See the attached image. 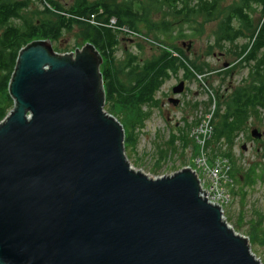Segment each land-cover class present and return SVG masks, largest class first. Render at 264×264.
Masks as SVG:
<instances>
[{
    "label": "water",
    "instance_id": "water-1",
    "mask_svg": "<svg viewBox=\"0 0 264 264\" xmlns=\"http://www.w3.org/2000/svg\"><path fill=\"white\" fill-rule=\"evenodd\" d=\"M102 63L89 42L20 50L0 121V264H263L192 167L151 176L131 164Z\"/></svg>",
    "mask_w": 264,
    "mask_h": 264
},
{
    "label": "rangeland",
    "instance_id": "rangeland-1",
    "mask_svg": "<svg viewBox=\"0 0 264 264\" xmlns=\"http://www.w3.org/2000/svg\"><path fill=\"white\" fill-rule=\"evenodd\" d=\"M28 1L29 7L24 9L22 14L32 17L33 20H38L42 15L57 13L66 15L67 18L71 17L72 13H76L75 11L80 12L83 10L86 3L87 6L102 5L103 2L113 5L114 3H123L124 0ZM237 3L238 0H224L220 5L219 14L216 18L205 21L202 17H199L189 24L182 18L172 15L174 8L163 4L161 10H154L149 19L141 24L139 32L145 38H135V41H132L114 33L105 35L104 41L111 39V37L117 40L115 48L117 60H122L127 53L137 54L140 59L146 60L153 58L154 55H159L161 51H173V54L178 56L180 60L186 61L185 63L189 68V74L187 72L189 78L184 76L186 72L184 68L170 71L169 77L165 79L155 95L156 106L153 104L144 106L143 109L150 111L151 114L145 123L139 124V128L136 129V145L134 143L129 147L125 146L126 155L135 168L141 169L151 176H160L173 173L186 166L196 167L195 158L199 153V149L194 141L183 147L186 141L183 133H186V131L191 132V128L201 111L205 113L209 107L212 109L215 107L216 113L218 104L222 103L231 94L232 88L251 81L250 67L244 68L242 56L240 53L237 54L236 51H239L242 46L253 44L257 36L256 33L252 32L247 43L244 38L238 39L234 43H219L217 41L216 33L223 14ZM56 6H59L60 9H55ZM99 8L104 9L102 6ZM42 11L46 12L43 14ZM76 14L79 16L72 15L73 19L79 20V17L86 16L80 13ZM263 16L264 13L262 12L261 17L257 19L260 18L262 21ZM163 20L169 22L175 32L180 29V26H183L185 29L183 39L170 42V36L165 35L156 28V25H159ZM18 23V21H14V24ZM195 29H198L199 32H196ZM196 33L197 35L192 36ZM40 39L39 37L35 38V40ZM183 40L186 41L185 48L191 45V51L185 50L182 45ZM85 44L87 42L79 39L75 33L65 32L61 41L54 42L53 46L65 48V50H68L67 52L72 53ZM193 62L200 67H202L201 65L207 66L208 70H205V72H192ZM226 64H229V66L225 67ZM108 65L111 66V64L105 66ZM121 78L124 82H127L125 76ZM181 81L186 82V88L182 94L177 95L181 102L175 106L170 103V98L176 96L173 93V87ZM8 97L7 93H1L0 105H5L8 102ZM111 106L114 108V114L120 120L117 119L121 121L123 126L125 125L124 129H128L127 131L134 130L135 134V127L132 128L135 123V108L126 106V96L118 97L115 104ZM218 119L219 117L215 119L216 122H218ZM254 128H258L264 134V108H260L257 114L254 113L250 116L243 131L237 134L235 145L232 148L224 140L219 142L214 140L210 142L209 147L212 148V154L216 152L218 155L227 156L226 153L229 150L232 151L239 172L237 173V179L235 182L233 181L231 190L233 200L225 208L224 216L238 233L249 238L252 252L264 264V246L249 236L250 220L255 216L258 218V214H264V136L260 139L253 138L251 131ZM173 140L174 143H172ZM255 164L258 169L257 174L261 178H258L255 184L245 186L244 175ZM241 214L245 218L243 224H239Z\"/></svg>",
    "mask_w": 264,
    "mask_h": 264
},
{
    "label": "trees",
    "instance_id": "trees-1",
    "mask_svg": "<svg viewBox=\"0 0 264 264\" xmlns=\"http://www.w3.org/2000/svg\"><path fill=\"white\" fill-rule=\"evenodd\" d=\"M124 0L123 3H114L113 5L107 2L102 5H85V8L80 12L83 15H88L95 12L99 7H104L105 14L108 17L115 16L121 24H127L136 31L143 22H146L154 10H161L162 5H167L174 8L172 15L182 18L187 24L191 21L202 17L205 21H210L216 18L219 14L220 5L224 0ZM253 4L264 5V0H239V2L230 7L222 16L217 30V41L219 43H234L238 40L240 31L234 30L233 22L235 19L241 23L251 20L249 11ZM29 7L28 0H0V94L7 93L9 95L8 102L5 105H0V121H2L9 111L14 106V100L10 97L8 88L14 72L19 52L29 43L35 41V38L50 39L52 43L61 41L65 32L75 33L79 39L85 42L92 43L103 57V65L101 72L106 92V110L114 114V105L118 97L126 96V106L135 108V123L134 130L125 128V146L129 147L137 143V132L139 124L145 123L150 116V111H145L143 108L146 105L153 104L156 106L157 101L155 95L163 85L165 79L169 77L170 71L184 68L186 70L185 77L189 78V68L185 60H180L178 56L173 54V51H161L159 55H154L151 59L142 60L137 54L127 53L122 60H117L115 56V48L117 40H105L106 34H112V30L108 28H98L83 21L65 17L61 13L42 15L38 20H33L30 16L22 14L24 9ZM59 10L60 7L56 6ZM46 11H42L44 14ZM52 15V16H50ZM79 16V15H77ZM18 21V24H14ZM156 28L169 35L170 42H176L183 39L185 36L183 26H180L178 31L167 21H162ZM199 32L198 29H195ZM176 33V35H175ZM115 34V33H114ZM117 35V34H116ZM193 34L192 36H195ZM254 36V35H253ZM264 44L262 41L253 43L254 51H246L249 45L244 46L240 53L243 59V65L250 67L249 75L251 81L231 89V94L218 104V109L214 118V135L209 141L213 142L224 140L230 148L235 144L236 136L243 131L252 114H257L260 108H264V51H259ZM54 49L60 53L67 52L65 48L55 47ZM111 64V66H105ZM197 63H192V72H205L207 66ZM188 72V74H187ZM126 77L127 82H124L121 77ZM116 116V115H115ZM118 119L119 117L116 116ZM219 117L218 122L216 118ZM120 120V119H119ZM125 127V125H124ZM190 127V126H189ZM188 127V128H189ZM185 145H189L192 141L197 142L191 137L190 131H186ZM174 143V140L173 142ZM199 149V147H198ZM226 157L232 163L231 177L233 181L237 179L239 172L232 151L226 153ZM256 164L251 166L244 175L245 186L253 185L259 177ZM244 195V193H243ZM258 218L250 220L249 236L258 241L264 246V214H258ZM244 215L239 217V224H243Z\"/></svg>",
    "mask_w": 264,
    "mask_h": 264
},
{
    "label": "built area",
    "instance_id": "built-area-1",
    "mask_svg": "<svg viewBox=\"0 0 264 264\" xmlns=\"http://www.w3.org/2000/svg\"><path fill=\"white\" fill-rule=\"evenodd\" d=\"M82 20L95 25L94 27L113 29V32L119 35L125 34L130 37L145 38L141 33L132 30L129 26L120 25L115 17L100 20L98 19V14L95 13L91 17L82 18ZM214 108L209 107L205 113L201 111L191 128V137L196 140L199 147V153L195 158L196 167L192 168L197 172L202 189L208 194V200L213 204L220 205L224 215L225 208L233 200L231 192L233 186V179L231 177L232 163L223 154L218 155L216 152L212 154V148L208 145L215 131Z\"/></svg>",
    "mask_w": 264,
    "mask_h": 264
},
{
    "label": "flooded vegetation",
    "instance_id": "flooded-vegetation-1",
    "mask_svg": "<svg viewBox=\"0 0 264 264\" xmlns=\"http://www.w3.org/2000/svg\"><path fill=\"white\" fill-rule=\"evenodd\" d=\"M239 2V0H238ZM262 12L264 13V5H257L253 4L252 9L249 11L251 20L247 23H241L239 20L235 19L233 22L234 30L240 31L241 34H239L238 39L244 38L246 40V43L250 39V35L252 32L256 33V39L254 43L257 41H262L264 39V16L261 19H257L258 17H261ZM260 22V25H259ZM185 39V38H184ZM182 40V39H181ZM182 45L185 48L186 47V41H182ZM253 44L249 45L248 49L246 51H254V47H252ZM244 46H242L239 51H243ZM188 52L192 50L191 45L188 46V48H185ZM259 51H264V44L261 46ZM223 55V54H222ZM226 67V66H225Z\"/></svg>",
    "mask_w": 264,
    "mask_h": 264
},
{
    "label": "bare ground",
    "instance_id": "bare-ground-1",
    "mask_svg": "<svg viewBox=\"0 0 264 264\" xmlns=\"http://www.w3.org/2000/svg\"><path fill=\"white\" fill-rule=\"evenodd\" d=\"M98 11H100V12H91L90 14H88V15H86L85 17H91L92 15H94L95 13L96 14H98V19H100V20H107V19H109V18H111V17H108L106 14H105V11H104V9L102 10V9H98ZM100 17V18H99ZM112 17H115V16H112ZM82 18H84V17H79V20H81V21H83V22H85V23H87V24H90V23H88V22H86V21H84V20H82ZM116 18V17H115ZM117 19V18H116ZM117 21H118V19H117ZM118 23L120 24V25H127V24H121L119 21H118ZM90 25H92V24H90ZM92 26H95V25H92ZM127 26H129V25H127ZM130 27V26H129ZM104 28H106V27H104ZM131 28V27H130ZM108 29H110V28H108ZM132 30H134L135 31V29H133V28H131ZM110 30H112V32L114 31L113 29H110ZM139 32V31H138ZM113 33H115V32H113ZM120 33V32H119ZM140 33V32H139ZM115 34H117V33H115ZM122 34V33H121ZM117 35H119V34H117ZM123 35V37L125 36V38H127V39H129V40H132V41H135V39H130V38H135V37H130V36H127V35H125V34H122ZM121 35V36H122Z\"/></svg>",
    "mask_w": 264,
    "mask_h": 264
}]
</instances>
